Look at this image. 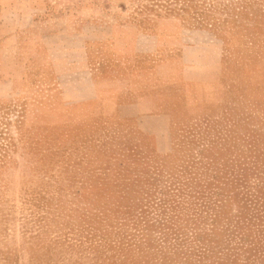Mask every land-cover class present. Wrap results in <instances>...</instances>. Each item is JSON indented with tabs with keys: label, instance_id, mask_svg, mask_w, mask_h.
<instances>
[{
	"label": "rangeland",
	"instance_id": "obj_1",
	"mask_svg": "<svg viewBox=\"0 0 264 264\" xmlns=\"http://www.w3.org/2000/svg\"><path fill=\"white\" fill-rule=\"evenodd\" d=\"M16 7L33 14L0 37V264H150L119 189L264 146V0Z\"/></svg>",
	"mask_w": 264,
	"mask_h": 264
},
{
	"label": "trees",
	"instance_id": "obj_2",
	"mask_svg": "<svg viewBox=\"0 0 264 264\" xmlns=\"http://www.w3.org/2000/svg\"><path fill=\"white\" fill-rule=\"evenodd\" d=\"M208 147L166 170L152 165L119 189L118 206L133 229L122 237L149 244L142 251L155 260L146 263L264 264V146L218 154ZM111 247L120 248V239Z\"/></svg>",
	"mask_w": 264,
	"mask_h": 264
},
{
	"label": "crops",
	"instance_id": "obj_3",
	"mask_svg": "<svg viewBox=\"0 0 264 264\" xmlns=\"http://www.w3.org/2000/svg\"><path fill=\"white\" fill-rule=\"evenodd\" d=\"M17 2L19 0L0 1V37L15 35L20 28L26 26L28 18L32 17V9L27 13H20L16 7Z\"/></svg>",
	"mask_w": 264,
	"mask_h": 264
}]
</instances>
